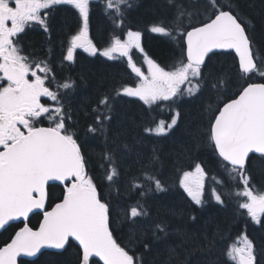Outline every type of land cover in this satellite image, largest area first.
Returning <instances> with one entry per match:
<instances>
[{
  "label": "snow or ice",
  "instance_id": "obj_1",
  "mask_svg": "<svg viewBox=\"0 0 264 264\" xmlns=\"http://www.w3.org/2000/svg\"><path fill=\"white\" fill-rule=\"evenodd\" d=\"M138 3L0 0V230L17 228L0 247V264L45 255H67L61 264H156L154 250L173 237L177 246L168 247L163 264H264V246L258 249L247 233L253 226L264 232V189L254 175L264 166V33L258 36L253 21L245 20L238 0H155L157 19L147 30L178 50L170 70L147 56L141 31L113 30L108 46L93 43L94 9L123 29L126 12ZM61 12L73 20L61 42L62 67L76 65L80 51L126 61L136 81L113 85L75 108L87 75L57 77L52 44ZM33 28L44 34L46 51L26 50L24 37ZM186 104L198 106L194 117L186 118ZM139 106L141 120L129 115ZM165 110L167 118L153 115ZM93 141L103 143L100 180L90 169ZM165 141L173 145L167 157ZM209 151L221 173L211 175V185L208 161L192 155ZM129 157L135 171L124 163ZM185 159L193 161L188 170ZM169 163L178 173L171 185L162 179ZM56 187L60 195L53 199ZM173 188L190 201L194 224L208 205L227 217L233 203L232 218H243L245 232L227 243V219L219 216L196 235L166 216L154 217L148 200ZM117 225L128 229L127 244L115 237ZM197 253L205 258L193 261Z\"/></svg>",
  "mask_w": 264,
  "mask_h": 264
},
{
  "label": "trees",
  "instance_id": "obj_2",
  "mask_svg": "<svg viewBox=\"0 0 264 264\" xmlns=\"http://www.w3.org/2000/svg\"><path fill=\"white\" fill-rule=\"evenodd\" d=\"M242 15L244 16L245 20L251 19L256 27L257 35L259 36L261 33H264V0H238ZM154 3L153 0L151 3L146 2L144 5L134 6L131 9H128L126 12V20L123 29L115 28L111 21L109 20V27L107 26V30L114 27L117 30V34L121 33L122 31H126L131 29L132 31H141L143 42L142 44L146 46L147 51L152 55V58L155 62L160 64L161 66L166 67V69L170 70L171 66L176 60L175 53L178 51L175 49V45L172 44L164 37H160L156 34L148 35L145 32L144 28H148V23L150 24L157 19L156 11L154 10ZM93 30L98 34L100 37L103 36V30L105 31V27H103V23L99 17L93 18L92 20ZM111 34H108V41H110ZM215 62V61H214ZM84 71L87 75L86 83H82L77 91L76 94V108L79 109L81 103L85 102L86 98H95L100 92L105 90H109L113 85L122 84V83H133L136 77L134 74L130 73V69L127 68V65L124 64L121 67H116L110 64H106L105 67H101L99 65H91L85 66L83 65L80 70H76V78L78 79L79 74ZM147 72V70H144ZM139 105V102H137ZM141 107H134L129 111V115L135 117L137 120H141L142 112ZM197 105L196 104H186L183 108V112L186 114V118L189 116L194 117L197 112ZM157 119L159 118H167L169 113L167 110L159 113H153ZM79 119L81 123L84 122L83 113H80ZM148 119H151L149 117ZM161 139L163 138H155ZM150 147V145H149ZM162 151L167 154L171 151L173 145L170 141H165L162 143ZM103 149V143L101 141H93L91 144L90 155L92 157L93 163L90 164L91 172L94 176L97 177L98 180L103 176V169L100 167V152ZM193 156L199 155V159L208 161L206 165V170L209 171L210 176L208 181L206 182L207 185H211V175H217L218 177L221 176V173L217 170L215 164L212 163L213 157L210 155L209 152H201L199 154L193 153ZM134 157H129L124 160L126 165H131L133 171H135V165L133 164ZM193 163V161H189L185 159L183 161L182 167L185 170H188V165ZM172 169L171 164H167L165 169L162 173V179L169 185L173 184L175 181L176 175ZM255 175V183L257 188L264 189V166L257 165L254 169ZM231 186V185H229ZM56 189V190H54ZM53 189V199L60 195V187H56ZM206 195H207V188H206ZM148 204L153 216H166L169 219L174 227H178L184 231H186L189 235H196L197 229L202 228L205 221L209 220L210 217H217L219 216L221 222L227 219L228 232H230V237L227 239V243H231L234 241L238 235L245 232L243 218L236 217L235 219L232 218V209L235 208V204H229V212L227 213V217L223 214H219L217 212V206L208 205L206 210L196 213L200 216L199 225L194 224L189 219V213L191 211L190 208V201L186 197L185 194L182 193V190H179V194L175 188L171 189L167 194H160L157 199L148 200ZM171 211H175L176 215H171ZM214 231V226L213 229ZM247 233L251 239L255 242L257 248L264 246V232H260L255 227H249L247 229ZM114 235L117 238L118 242L127 244L128 243V229L121 228L118 225L115 228ZM177 246V239L173 237L168 242V246L163 244L159 245L153 252L151 259L156 261V264H163L164 261L168 259V247H176ZM225 246V242L221 241L217 248L216 253L219 254L220 250ZM179 251V249H178ZM51 253V252H49ZM204 255L197 253L193 257V261L197 259H204ZM68 259V256L65 257H57L55 255H45L40 256L35 261V264H61L62 261ZM33 261H19V264H31Z\"/></svg>",
  "mask_w": 264,
  "mask_h": 264
},
{
  "label": "flooded vegetation",
  "instance_id": "obj_3",
  "mask_svg": "<svg viewBox=\"0 0 264 264\" xmlns=\"http://www.w3.org/2000/svg\"><path fill=\"white\" fill-rule=\"evenodd\" d=\"M152 1L153 0H139V3L137 5L141 7V5H144L146 2L151 3ZM97 17L100 18V20L103 23V27H105V31L103 30V36L101 35L100 37L98 36V34H96V32H94L93 25H92L93 18H97ZM56 21H57L56 34L53 39L52 47L54 49L53 67L56 71L58 78H64L68 76H72L73 78H76L75 71L80 70V68H82L83 65L85 66L99 65L101 67H105L106 64H110V65L122 68V66L126 64V61L124 60L108 61L104 59L103 57L95 58V57L89 56L87 53L78 51L77 64L68 66L65 62L64 66L62 67L60 64L61 42L65 41V38L69 32V29L71 25L73 24V20L66 13L61 12L57 14ZM149 25H150V22L148 23V26ZM107 26L109 27V19L103 15L100 8L94 9L93 16H92L91 23H90L89 35H90V38L93 40V43L97 44V46L99 47L108 46V42H109L108 34L110 33L112 36L113 30L115 31V34H117V30H115L114 27L111 28L110 30L108 28L107 30L106 29ZM147 29L148 28L146 27L144 28L145 32H147L148 35H154L153 33H150ZM142 42H143V38L141 37V44ZM24 46L28 52H36V53H40L42 49L46 51L48 47V45L45 44L44 34L38 28H33L31 30H28L27 35L24 37ZM142 47L144 48V51L147 54V56L152 58V55H150L149 53L150 51L149 52L147 51L146 46L142 44ZM134 59L136 60L138 66H142L143 70H147L146 62L138 53L134 56ZM73 106L76 108V100L74 101ZM38 219L39 218L37 217L31 218V225L33 227L38 226ZM16 230L17 228L15 226L8 227L7 230H0V247H3L6 243L10 242V238L14 235Z\"/></svg>",
  "mask_w": 264,
  "mask_h": 264
},
{
  "label": "water",
  "instance_id": "obj_4",
  "mask_svg": "<svg viewBox=\"0 0 264 264\" xmlns=\"http://www.w3.org/2000/svg\"><path fill=\"white\" fill-rule=\"evenodd\" d=\"M45 251H51V252H53L54 250H45ZM19 259H24V260H28V261H33V260H35L36 258H34V257H18L17 258V264H18V260ZM100 264H102V262H99Z\"/></svg>",
  "mask_w": 264,
  "mask_h": 264
}]
</instances>
